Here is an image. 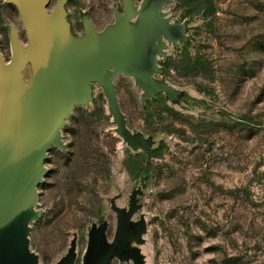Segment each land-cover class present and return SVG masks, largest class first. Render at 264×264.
I'll use <instances>...</instances> for the list:
<instances>
[{
  "label": "rangeland",
  "instance_id": "374dc122",
  "mask_svg": "<svg viewBox=\"0 0 264 264\" xmlns=\"http://www.w3.org/2000/svg\"><path fill=\"white\" fill-rule=\"evenodd\" d=\"M113 7L123 11V0H68L72 33H84V15L101 31L113 23ZM163 11L186 25V40L167 46L156 75L178 98L159 92L142 103L131 77L114 80L127 127L153 137L154 149L122 144L93 84L90 105L76 106L61 131L64 148L47 152L42 215L28 235L39 264H55L74 236V264H82L91 226L107 221L111 241L112 205L127 207L136 190L145 264H264V0H172ZM11 24L25 43L17 8L0 0L6 60Z\"/></svg>",
  "mask_w": 264,
  "mask_h": 264
},
{
  "label": "water",
  "instance_id": "95a60500",
  "mask_svg": "<svg viewBox=\"0 0 264 264\" xmlns=\"http://www.w3.org/2000/svg\"><path fill=\"white\" fill-rule=\"evenodd\" d=\"M4 1L17 8L27 39L23 45L11 24L9 60L0 48V264H39L29 247L30 223L42 215L36 209L38 186L47 172L48 150L64 148L61 131L67 118L76 106L90 105L97 83L122 144L133 151L154 149L153 137L127 127L114 80L119 74L131 77L142 103L159 92L175 101L180 91L156 75L167 46L186 40V25L163 11L172 0H140L138 5L123 0V11L112 8L113 23L97 31L84 15V33L74 35L68 0H58L51 9L50 0ZM137 193L127 207L112 205L116 227L111 241L107 221L91 226L82 264H107L111 257L146 263V221L133 218L140 207ZM76 257L74 236L55 264H74Z\"/></svg>",
  "mask_w": 264,
  "mask_h": 264
},
{
  "label": "trees",
  "instance_id": "16d2710c",
  "mask_svg": "<svg viewBox=\"0 0 264 264\" xmlns=\"http://www.w3.org/2000/svg\"><path fill=\"white\" fill-rule=\"evenodd\" d=\"M156 155V151L155 150H152L149 152V156L153 157Z\"/></svg>",
  "mask_w": 264,
  "mask_h": 264
},
{
  "label": "bare ground",
  "instance_id": "6f19581e",
  "mask_svg": "<svg viewBox=\"0 0 264 264\" xmlns=\"http://www.w3.org/2000/svg\"><path fill=\"white\" fill-rule=\"evenodd\" d=\"M22 43H23V45H25V43H26V42H25V43H24V42H22Z\"/></svg>",
  "mask_w": 264,
  "mask_h": 264
}]
</instances>
